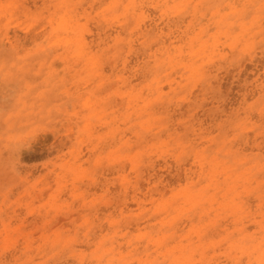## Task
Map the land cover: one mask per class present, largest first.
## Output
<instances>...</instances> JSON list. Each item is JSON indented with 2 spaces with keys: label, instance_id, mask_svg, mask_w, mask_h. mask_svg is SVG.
Wrapping results in <instances>:
<instances>
[{
  "label": "rangeland",
  "instance_id": "1",
  "mask_svg": "<svg viewBox=\"0 0 264 264\" xmlns=\"http://www.w3.org/2000/svg\"><path fill=\"white\" fill-rule=\"evenodd\" d=\"M130 3L0 0V264H264V0Z\"/></svg>",
  "mask_w": 264,
  "mask_h": 264
},
{
  "label": "bare ground",
  "instance_id": "2",
  "mask_svg": "<svg viewBox=\"0 0 264 264\" xmlns=\"http://www.w3.org/2000/svg\"><path fill=\"white\" fill-rule=\"evenodd\" d=\"M133 1L134 0H130V4H132L133 3ZM3 11V10H2ZM4 12H6V11H4ZM7 13V12H6ZM251 13V12H250ZM248 17V16H247ZM72 18L69 16V14H68V12L67 13H65L63 16H61L60 18H59V20H58V22H57V25H56V28H55V30L58 32V34L59 33H63V34H65V36L64 37H60V38H58L56 41H55V44L56 45H63V46H65V47H71V46H73L74 45V47L76 48L75 50H76V57H78V58H83V57H85L86 56V54H87V52H89L88 50H89V48H88V44H87V42H86V37L84 36V34H83V31H79L78 30V27H76L75 28V26L73 25V23H72V20H71ZM74 32L77 34V33H79V36H78V38L75 40L72 36V34H74ZM60 35V34H59ZM87 37H89V36H87ZM10 40V39H9ZM8 40V41H9ZM54 42V41H53ZM167 42V41H166ZM7 44V43H6ZM52 44V43H51ZM4 45V44H3ZM157 45V44H156ZM141 56V55H140ZM92 62H94V61H92ZM96 62V61H95ZM94 62V63H95ZM57 63V62H56ZM92 65H93V63H92ZM60 67V66H59ZM95 67V66H94ZM250 76V75H249ZM71 83V82H70ZM14 86V85H13ZM12 86V87H13ZM66 86V85H65ZM4 87V86H3ZM17 88V87H16ZM5 89H7L6 87H5ZM4 90V88L2 89V91ZM8 90V89H7ZM11 90V89H10ZM10 92H12V91H10ZM10 92H9V94H10ZM14 92V91H13ZM256 95V94H255ZM8 96V95H7ZM5 98V97H4ZM4 100V99H3ZM8 103V102H7ZM10 103V102H9ZM213 146V145H212ZM249 149V148H248ZM183 175V174H182ZM169 179H170V177H169ZM253 180V179H252ZM204 182V181H203ZM254 183V182H253ZM226 184V183H225ZM246 184H247V182H246ZM257 184V183H256ZM262 186H263V184H262ZM233 191V190H232ZM245 191V190H244ZM242 192V191H241ZM258 194V193H257ZM247 195H248V193H247ZM251 199H253V198H251ZM262 200V199H261ZM264 201V200H263ZM247 202V201H246ZM252 220V219H251ZM183 223V222H182ZM219 230H221V229H219ZM255 230H257V229H255ZM223 231H225V230H223ZM263 231V230H262ZM221 232V231H220ZM223 233V232H222ZM236 235V234H235ZM248 237H250V236H248ZM257 238V237H256ZM144 243V242H143Z\"/></svg>",
  "mask_w": 264,
  "mask_h": 264
}]
</instances>
